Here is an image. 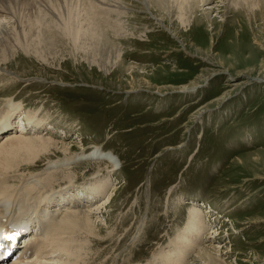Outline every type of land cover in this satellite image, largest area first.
<instances>
[{
    "label": "rangeland",
    "instance_id": "1",
    "mask_svg": "<svg viewBox=\"0 0 264 264\" xmlns=\"http://www.w3.org/2000/svg\"><path fill=\"white\" fill-rule=\"evenodd\" d=\"M39 1L19 0L16 18L2 21L11 36L0 54V111L21 105L23 119L36 115L41 133L70 144L73 159L47 161L72 168L78 188L102 164L80 157H99L88 154L100 147L121 159L108 195L93 203H106L100 239L113 240L97 243L102 256L92 264L163 263L161 252L190 239L193 204L211 205L200 241L222 250L227 264H264V83L251 81L264 77V0L229 10L215 2L209 17L195 8L192 20L201 23L188 27L166 15L171 8L147 12L141 0H116L123 8L110 11L87 0ZM86 9L102 31L91 30ZM69 13L74 29L65 26ZM214 70L228 73L207 82ZM183 86L200 88L177 92ZM46 167L44 160L15 174L42 173L43 181ZM200 241L188 243L183 264H194Z\"/></svg>",
    "mask_w": 264,
    "mask_h": 264
},
{
    "label": "bare ground",
    "instance_id": "2",
    "mask_svg": "<svg viewBox=\"0 0 264 264\" xmlns=\"http://www.w3.org/2000/svg\"><path fill=\"white\" fill-rule=\"evenodd\" d=\"M18 1L19 0H0V54H2L3 56L6 55L5 44H7L11 34L9 33V29L7 28L10 26L9 24H7L8 22L4 23L2 21L3 19L6 18L8 20H14V18H16V16L12 14L11 9L18 6L17 3ZM38 1L39 0H37V2ZM87 1L88 2L93 1L92 3L95 4V6L105 11L107 10L106 9L107 6L111 7L110 4H115V5L117 4L116 6L121 5L120 7L123 8L122 3L116 0H87ZM235 1H239V0H155V1L141 0L142 5L145 7L144 9L147 12H149L152 4L159 7L162 11H164V9H168V7L171 8L172 10H167L166 15L170 18L173 17L174 15H177L181 19V23L184 27L191 26L192 23L193 26L195 24L197 25L198 23H201L199 19L194 18L192 20L193 12L191 11H194L195 8L201 9L200 11L202 12L204 11L206 17H209L211 16V11L213 12L215 11V7H214L215 2L223 5L226 2L225 7L227 10H229L231 9L230 8L231 2H235ZM243 1L251 3V7L259 6L257 4L258 3L257 0H243ZM260 1L261 0H259V2ZM116 6L113 7L116 10H119V6L118 7ZM86 10L87 11H84L86 16L85 17L82 16V17H84L86 21L87 20L89 21V23L87 24H89L91 30L92 28H94L96 32L102 31L103 30L102 25L104 24L101 21L102 19L94 15L93 12H91V10L89 9ZM188 14L189 16L187 17ZM73 16L74 14L72 13H69L67 15L66 20H64L66 21L65 26H69L72 28L77 27L75 26L77 21ZM154 19L158 23H163L161 18L157 17ZM105 21H107V19ZM38 23L44 24L43 18L39 19ZM108 27H110V24ZM87 29L89 30V28ZM118 29H122V28H118ZM63 30H65V28ZM1 69L2 68L0 66V71ZM225 73L228 72L227 71L221 72L214 70L212 74L208 78H206V81L210 82L211 79H213L214 77L223 75ZM262 78L263 79L253 78L251 81H254L256 83H264V77ZM241 84L237 83L232 85L233 87L238 88L241 87ZM199 88L200 86H193V87L183 86L179 88L177 92L193 93L197 91V89ZM136 91L137 90H132L130 92H136ZM5 106L6 109L0 111V135H4L2 138H0V142H1L0 143V225L15 223L23 218L30 222L39 221V223L42 225V227L38 231V234H36V236L33 237L30 242L34 245V250H35L34 255L30 259L33 258L34 259L30 260L28 263L27 261L29 259L25 261H20L15 264H92L97 260L96 258H101L102 256V253H98L99 251H97V249L94 250L96 246L98 247L97 243H99L100 241L101 242L104 241L106 244L107 242L113 240V237H108L107 239L105 238V240L104 239L101 240L102 238L100 239L102 232L105 231V227L103 226L104 224L100 223L102 222L100 217L104 213L103 208L106 206V203H102L98 207L93 208V200L99 198V200L101 201L108 195L106 193L107 192L106 190H108L109 187L108 186L109 184L107 182L109 181L111 174H114L118 169H120L118 167L122 164L121 159L119 158L118 155H116L111 151L107 152L104 150L103 151L100 150V147H96L95 150L89 151V153L91 154H88V155H99V157L90 158V156H82L79 158L80 160L89 159L88 161L90 164L102 163L100 165H97L98 167H97V171L95 172L96 174H93L94 180L87 182L86 183L87 186L84 187L89 190L88 192L92 194L91 197H93V199H88L86 201V204H90V205L86 206L85 210H81L80 208L81 211H79L77 209L81 207L82 200L76 197L82 195L83 190H78L79 192H81L80 194L71 193L69 199L65 200L66 198H68L66 195L69 192V190L67 189H70L71 184H74L75 178H73V175L71 174L70 171V169L72 168H66L63 170L60 168V164H59V161H69L74 158L73 156H75V154L73 153V148L70 147V144L66 143L65 141H57L54 137L50 136L48 138L46 137L48 134H45L43 132L41 133V127L44 126L43 122L41 120H37L36 115H33L30 112L26 115V118H24L26 121V125H23V123L21 122H16L15 120L17 119V115H19L21 119L23 116L22 113H24L21 110V105H17V104L15 105L12 102H10L8 105ZM16 130L18 132H16ZM32 130H34L32 132V134L34 135H29L31 134ZM35 133H37L39 136ZM51 156L63 157V158L60 159L58 162L56 161V163L54 161L52 163L50 161H47V160H51V158H54ZM44 160L47 162V167L44 170L48 171V175L43 181H42V176L44 174L42 173L35 175L29 174L30 175L29 178L23 176L22 177L16 176L18 174L15 173L21 171L24 173L25 171H28L32 165L34 166L41 165V163ZM106 164L109 167L102 166ZM14 177H18L22 181L18 183V184L21 183L18 194L20 199H18L17 196L15 195V191L10 190L9 188L16 181ZM9 178L15 179V180L12 179L13 183L9 182ZM63 181L65 183L67 182L68 183L67 185H69L66 189L64 188V185L62 186L59 183V182L62 183ZM56 186H59L58 188H61L59 192L55 191L56 189H58ZM36 190L39 191L40 193L45 192L46 196L43 198L42 196L35 194ZM54 195H58L59 199H57ZM38 200L40 202L44 201L42 207L45 209H40ZM60 203H62L63 205H67V204L70 205V203H74V204L72 207H68V208L64 206V210H63V208L61 209V206H59ZM72 208L75 210H72ZM190 210H194V213H189V220H187V224H186L187 226L185 228L186 231L189 232L187 238L190 239L187 240L182 238L181 242L177 243V247L174 246L176 244L174 243L171 246V247L174 246L173 249L170 248V250L165 251V253L161 252L163 253L162 260L164 261L163 263H158V264H183L185 258L187 257V255L185 256V254H187L188 251V245H189L188 243L196 244L198 241H200L202 236L201 230L207 224L205 221V215L207 214L210 215L211 211H202L201 209H198L194 204L193 207L190 208ZM127 236L128 233L125 234L124 239L127 238ZM207 238L208 239L210 238L211 240L212 237L207 235ZM193 240L196 242H194ZM204 240L206 239L202 238L203 243L201 241L200 243L204 244L205 243ZM191 248L192 247H190V249ZM199 251L200 252L196 257L194 264H227L225 262V259H223L224 252L220 250L217 246L213 245L211 241L209 242L208 245H205L204 247H202V250ZM174 253L176 254V257L174 256ZM95 254L97 255L94 256ZM225 254L228 255L229 251L226 252ZM149 264H156V260H153V262Z\"/></svg>",
    "mask_w": 264,
    "mask_h": 264
},
{
    "label": "snow or ice",
    "instance_id": "3",
    "mask_svg": "<svg viewBox=\"0 0 264 264\" xmlns=\"http://www.w3.org/2000/svg\"><path fill=\"white\" fill-rule=\"evenodd\" d=\"M4 239L10 240V239H12V237L5 236Z\"/></svg>",
    "mask_w": 264,
    "mask_h": 264
}]
</instances>
